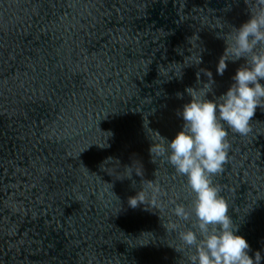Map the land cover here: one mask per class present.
I'll return each instance as SVG.
<instances>
[{
	"label": "water",
	"instance_id": "water-1",
	"mask_svg": "<svg viewBox=\"0 0 264 264\" xmlns=\"http://www.w3.org/2000/svg\"><path fill=\"white\" fill-rule=\"evenodd\" d=\"M248 18L244 0H0V264H187L162 225L183 228L171 202L193 196L169 164L151 162V139L181 130L202 69L215 96L228 90L243 60L218 75V36ZM251 128L229 130L213 180L254 258L264 257L259 107ZM137 161L143 177L120 180ZM142 179L166 193L160 208L128 206Z\"/></svg>",
	"mask_w": 264,
	"mask_h": 264
},
{
	"label": "clouds",
	"instance_id": "clouds-1",
	"mask_svg": "<svg viewBox=\"0 0 264 264\" xmlns=\"http://www.w3.org/2000/svg\"><path fill=\"white\" fill-rule=\"evenodd\" d=\"M244 3L249 18L218 36L226 45L217 65L218 75L224 74L228 62L243 60L232 77L233 83L224 94L215 96L212 73L202 69L207 82L185 89L191 99L177 113L183 120L181 130L171 140L154 131L157 139H151L149 148L151 162L161 159L169 164L176 174L186 178V188L193 196L190 204L171 202L172 214L185 222L183 228L177 222L162 225L177 233L180 243L171 247L186 255L187 264H261L264 259L260 251L254 258L249 255L250 245L236 234L239 227L229 215L230 204L213 180L224 172L229 161V130L247 136L257 108L264 110V0ZM197 78L199 82V73ZM209 93H213L212 99H208ZM176 95L183 98L182 93ZM137 162L139 168L125 166L127 175L120 180L131 179L133 172L143 177V166ZM135 183L133 180V186ZM164 195L155 180L142 179L140 190L128 197L127 203L132 209L141 205L146 210L160 208Z\"/></svg>",
	"mask_w": 264,
	"mask_h": 264
}]
</instances>
